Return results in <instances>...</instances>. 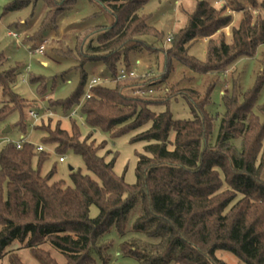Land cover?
Returning a JSON list of instances; mask_svg holds the SVG:
<instances>
[{
  "label": "trees",
  "instance_id": "obj_1",
  "mask_svg": "<svg viewBox=\"0 0 264 264\" xmlns=\"http://www.w3.org/2000/svg\"><path fill=\"white\" fill-rule=\"evenodd\" d=\"M39 1L16 0L5 12L35 7ZM41 1L46 15L38 32L25 38L26 45L58 31L59 19L76 2ZM149 1L89 0L111 23L84 29L74 49L56 52L78 63L72 70L79 73L80 83L68 99L49 101L64 111L80 106L94 131L118 137L146 129L132 138V143L146 144L137 155L136 184L128 185L115 173L116 159L108 162L101 156V145L89 143L93 134L82 140L76 117L69 119L72 134L60 122L54 129L49 125L37 130L46 134L43 144L56 145L58 154L71 150L81 156L96 179L79 170L71 173L73 186L52 182L56 167L42 175L47 152H37L29 142L22 149L15 142L1 146L0 258L9 255L11 264H24L18 252L26 249L40 264H96V259L109 264L114 243L107 236L115 231L124 238L136 214L130 231L146 240L125 241L120 254L139 264H228L218 251L231 253L244 264H264V104L257 106L264 77L243 95L233 82L232 94L223 98L225 113L216 137V120L208 111L220 75L239 60L254 58L264 45V17L260 14L254 25L250 16L242 18L227 39L220 35L231 25L232 13L245 6L230 0L216 8L214 0H200L187 25L174 34L171 47L164 49L158 45L164 33L152 16L143 14ZM246 1L252 10L264 12V0ZM198 39L209 40L205 61L188 55L190 44ZM140 55H164L163 73L118 79L122 69L128 74L134 70V57ZM90 62L102 63L115 86L99 85L85 101L89 85L85 66ZM0 63V123L18 112L17 125L25 131L28 102L15 90L20 68L1 70L7 59ZM179 66L206 79L203 89L172 87L162 102L134 96L137 89L166 84ZM31 83L40 96L47 95L45 78L33 77ZM179 98L192 119L174 118L169 107ZM154 107L166 110L158 113ZM239 139L241 149L234 144ZM92 207L99 210L96 218L91 217ZM15 241L21 247L8 251Z\"/></svg>",
  "mask_w": 264,
  "mask_h": 264
},
{
  "label": "rangeland",
  "instance_id": "obj_2",
  "mask_svg": "<svg viewBox=\"0 0 264 264\" xmlns=\"http://www.w3.org/2000/svg\"><path fill=\"white\" fill-rule=\"evenodd\" d=\"M16 0H0V61L3 58L7 59V64L1 67V70L8 68H20V77L15 88L16 92L25 98L28 104L25 107L26 114V130L23 131L17 125L19 113H15L8 120L0 123V138H8L13 142L22 140L24 136L26 141L35 145L43 146L47 152L48 160L42 167V175L46 176L54 167H56V175L52 182L65 181L68 186H73L71 180V173L82 171L83 174H92L87 171L85 163L81 156L73 151H68L64 155H60L55 151L56 145H44L42 139L46 136L44 132L37 130L42 126H51L52 129L60 122L61 128L67 130L70 134L73 122L68 119L72 111L77 110L75 106L69 111H64L62 108L51 107L50 100L60 101L68 99L78 88L80 83V75L78 72L72 70L77 66V62L70 59H62L57 55L58 50L68 51L75 48L77 36L83 34L84 29L96 26H109L110 21L107 16L102 13L101 7L97 4H91L89 0H76L75 5L65 10L64 15L59 19L60 26L56 32H47L42 35L36 44L30 43L26 45L24 40L26 37L34 36L38 32L43 18L46 15L47 8L43 1H39L35 7L33 4L28 8L18 12H5V7ZM62 1V0H57ZM200 0H151L144 7L143 14L150 15L153 22L159 31L164 33L165 39H162L159 46L164 49L171 47L167 37H174L175 33L187 25L189 16L195 10L197 2ZM213 1V0H211ZM245 6L246 10L239 13L233 12V21L231 25L223 30L220 36L225 35L227 39L231 37L232 30L237 28L242 18L250 16L252 24L254 25L260 14L264 17L263 11H255L250 8V3L246 0H239ZM262 1V0H258ZM230 0H217L213 1L216 8H220ZM93 16V17H92ZM16 33L18 38L9 36V33ZM51 35V36H50ZM167 38V39H166ZM215 38H218L216 36ZM151 43L155 39H149ZM167 44H166V42ZM208 39H198L190 44L188 48V55L194 56L200 61H205L207 56ZM46 44V51L44 55H38L33 51ZM4 56V57H3ZM141 59L144 63L143 67L137 70L138 76H160L164 70V55L160 56H136L133 62ZM47 63L44 66L43 63ZM1 64V63H0ZM98 68H94V67ZM136 66V65H135ZM88 74V82L94 77L103 78L104 84L108 87L115 85L110 80V75L106 71L102 63H88L85 66ZM35 77H43L47 80L48 92L46 96H40L37 91V86L31 85V79ZM264 77V45H262L254 58H243L236 62L225 74L220 75V80L216 86L212 97L211 104L208 107L209 114L216 120V133L225 113L223 105L224 96L232 94L233 82L236 81L241 87V94L243 95L248 90L252 89L258 78ZM206 79L197 78L193 72L178 67L177 71L170 77L166 84L159 87H154V92L148 95V98L154 99L157 102L166 101V98L171 95L172 87L175 89H197L202 90ZM53 84H56L52 88ZM88 89V88H87ZM86 89V92H87ZM174 99V98H173ZM172 99V100H173ZM264 104V89L262 90L257 106ZM36 108L42 111L41 114L45 116L43 124L37 125V128L31 127V121L28 113ZM169 109L177 120H190L192 119L188 105L179 98L170 103ZM56 114V117H48L49 111ZM158 113L165 111L166 107H154ZM76 124L79 128L82 140L93 134V138L89 141H94L96 146H102L104 149L100 152L101 156H105L107 161L110 162L116 159L115 173L119 177H124L128 185H134L136 179V165L137 155L143 153L145 143H132V138L146 129L140 130L137 133H128L122 136L115 137L110 133L103 132L102 130L94 131L86 124L85 115L78 109V116L75 118ZM7 127H11V132L4 133ZM215 139V138H214ZM87 140V139H86ZM174 141V136L171 137ZM215 141V140H214ZM215 143V142H214ZM234 144L241 149L242 140L239 139ZM65 158L64 163H60L59 159ZM72 168L73 171L70 169ZM96 179L94 176H92ZM264 180V172L262 175ZM99 210L96 207L91 209V217L96 218ZM136 214L130 219L129 225L131 226ZM124 238L118 236L113 231L107 238L113 241L114 246L111 249L112 259L109 264H139L134 259L125 258L120 254V245L125 241L138 238L146 240L140 235L134 234L130 231ZM1 230V227H0ZM21 247L20 243L15 241L8 249L17 250ZM24 264H40L34 256L26 249H21L18 252ZM217 256L228 264H244L238 260L231 253L226 251H218ZM0 264H11L9 255L0 258ZM96 264H102L100 260L96 259Z\"/></svg>",
  "mask_w": 264,
  "mask_h": 264
},
{
  "label": "built area",
  "instance_id": "obj_3",
  "mask_svg": "<svg viewBox=\"0 0 264 264\" xmlns=\"http://www.w3.org/2000/svg\"><path fill=\"white\" fill-rule=\"evenodd\" d=\"M9 35L11 37H14V38H18V35L16 33H9ZM168 42H171L172 41V37H168L167 39ZM46 44L47 43H44L42 44L41 46H39L38 48H36L33 53L35 54H38V55H44L45 54V51H46ZM128 77H138L137 73L134 72V70L128 74L124 69H122L120 71V74H119V77L118 79H126ZM104 80L103 78H100V77H96L94 79H92L90 82H89V85H88V89H87V92L85 94V97H84V100H88V99H91L93 97V92H92V89L99 86V85H103L104 84ZM154 92V89L153 88H141V89H137L135 92H134V96H138V97H142V98H145L147 97L148 95H151L153 94ZM78 109H80V106H78ZM78 109L77 110H74L71 112V114L68 116V119H71V118H75L78 116ZM49 113H48V117H56V114L50 110H48ZM42 111H39L37 109H32L28 115H29V118H30V121H31V127L34 128L36 125H38L39 123H41L43 121V119H45V116L43 114H41ZM1 142H0V147L1 146H4L5 144H8V143H13V141L9 140L8 138H3L1 139ZM27 143L25 137L23 136L22 137V140L21 141H18V142H15V144L17 145V148L18 149H22L23 148V145ZM36 151L37 152H43L45 151V148L43 146H37L36 148ZM59 162L60 163H64L65 162V158L64 157H61L59 159Z\"/></svg>",
  "mask_w": 264,
  "mask_h": 264
},
{
  "label": "crops",
  "instance_id": "obj_4",
  "mask_svg": "<svg viewBox=\"0 0 264 264\" xmlns=\"http://www.w3.org/2000/svg\"><path fill=\"white\" fill-rule=\"evenodd\" d=\"M9 36H10V35H9ZM50 36H51V35H50ZM167 38H168V37H167ZM167 38H166V39H167ZM165 42H166V41H165ZM166 44H167V42H166ZM43 65H44V66H47V63L45 62V63H43ZM135 65H136V66H134V72L137 73V70L140 69V68H142L143 65H144V63L142 62L141 59H139V60H137V61L135 62ZM94 68L96 69V68H98V67L96 66V67H94ZM94 78H96V77H94ZM94 78H93V79H94Z\"/></svg>",
  "mask_w": 264,
  "mask_h": 264
},
{
  "label": "water",
  "instance_id": "obj_5",
  "mask_svg": "<svg viewBox=\"0 0 264 264\" xmlns=\"http://www.w3.org/2000/svg\"><path fill=\"white\" fill-rule=\"evenodd\" d=\"M11 132V127H7L5 130H4V133L5 134H8V133H10ZM72 171H73V169L72 168H70Z\"/></svg>",
  "mask_w": 264,
  "mask_h": 264
}]
</instances>
